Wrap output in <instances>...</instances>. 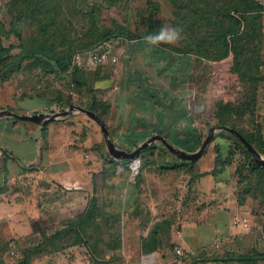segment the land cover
<instances>
[{
	"label": "trees",
	"instance_id": "16d2710c",
	"mask_svg": "<svg viewBox=\"0 0 264 264\" xmlns=\"http://www.w3.org/2000/svg\"><path fill=\"white\" fill-rule=\"evenodd\" d=\"M69 1L73 2L72 7L76 15L85 16L82 11L76 10L77 0H11L9 2L7 15L11 20L6 24L0 19L1 82L18 72L21 61L29 58L35 65L40 64L45 67L46 64L49 65L50 72L56 77H70L72 80L70 83L74 84L73 89L77 92L81 93V88L86 87L94 93L95 82L90 87V80L82 67L72 65L74 54L94 49L108 40L121 42L144 39L146 35L155 33L163 27L157 17L159 12L157 0H146L145 7H138L141 8L140 13L144 21L143 24L141 23L142 30L132 33L119 24H115L114 27H109L105 23L97 24L98 20L94 15L96 13L99 15L117 1L102 0L86 12L93 21L90 28L83 35H79L76 28L71 27L69 31L60 27V23L65 20V18L60 19V16L65 15L63 7ZM168 1L172 6V26H179L182 29L185 44L183 48L170 44L160 46L172 53L187 55L209 64L212 68L210 85L218 83L225 86L228 93L224 99L210 98L206 101L201 117L199 118L198 115L194 123L195 131L201 139H204L210 127L226 126L236 130L259 154H264V119L260 118L258 111L260 95L264 87V4L261 0ZM103 3H106L105 8ZM27 13L29 18L26 17ZM45 18L49 19V24H46ZM26 21L35 26L37 23V26L36 33L25 40L21 30L27 24ZM70 34L73 38L66 42V37ZM12 37L16 38L17 44L8 42ZM13 49L20 51L13 54ZM227 60L230 62L227 70L218 69L213 72L214 64ZM66 97H63L65 100L56 101H64L67 106L73 104L89 110L103 122L110 114L111 104L97 98L96 94H92L88 100L78 102ZM42 130L45 134L47 123L43 124ZM217 136L227 141L226 155L223 158L220 154L216 156L209 173L216 174L218 172L216 168L219 166L225 168L233 166L236 202L243 204L247 199H251V205H264V165L253 160L250 150L232 132L225 129L218 130L209 143ZM96 149L101 157L104 156L106 162L101 170L106 185L112 177L115 178L124 171L129 172L128 162L134 158H137L140 164L138 173L132 181L136 185L143 180L144 168H157L160 172L171 171L180 175L185 173L189 176L190 185L197 177L205 174L200 173L195 165L197 159H182L174 156L175 160L170 161L163 156V152L165 150L173 155L174 153L165 145L160 148L155 142L140 149L135 157H119V160L107 151L103 152L99 143ZM61 224L62 227L58 231L48 234L46 229L36 222L35 235L24 238L26 240L24 244L15 241L16 253L19 256L12 262H6L4 259L10 247L9 243L0 242V264H30L43 255L65 251L75 246H83L94 264H114L122 259L121 216L119 212L111 211L105 198L99 205L97 198L92 196L84 210L62 221ZM154 232L151 237L143 241L144 243L142 242L144 248L145 243L155 241ZM254 254L253 258L248 259L264 260V251Z\"/></svg>",
	"mask_w": 264,
	"mask_h": 264
},
{
	"label": "rangeland",
	"instance_id": "374dc122",
	"mask_svg": "<svg viewBox=\"0 0 264 264\" xmlns=\"http://www.w3.org/2000/svg\"><path fill=\"white\" fill-rule=\"evenodd\" d=\"M10 1L11 0H0V19L6 24L11 20V17L7 15ZM100 1L102 0H77L75 8L76 10L82 11L85 16L76 15V11L72 7L73 2H67L66 6L63 7V13L65 15L60 16V19L65 18V20L60 23V27L69 31L72 29L71 27L76 28L79 32L78 34L83 35L88 28H90L91 21H93V19H90V17L86 15V12H88L92 6H96L95 4ZM157 1L159 4L158 19L161 20L163 26H172L171 20L173 18V13L170 2L168 0ZM261 1L264 4V0ZM145 5V0H130V2H128V0H117L104 9L99 15L96 13L94 18H97V24L105 23L109 27H114L115 24H119L125 26L134 33L135 31L137 32V30H142L141 23L143 24L144 21L140 13L141 8L138 7H145ZM103 6L105 8L106 3H103ZM26 17L29 18V13L26 14ZM45 22L46 24L50 23L48 18H45ZM26 23L27 24H25L21 30L25 40L36 33L37 26V23L36 26L28 21H26ZM71 38H73V36L71 34L68 35L66 37V42ZM8 42L17 44V40L14 37ZM113 44V48L116 49L115 51L118 53L116 62L99 64L93 68L82 67V70H84L87 78L90 80L89 86L92 87V84L94 82L96 83L94 93H91L88 88L84 87L81 88V93L74 89L75 95H68L69 84L70 81H72L70 77H56L53 72H50L49 65L46 64L45 67L39 64L37 66L33 64L31 62L32 60L29 58H25L21 61V68L19 72L13 76L15 81H12V83L19 82V92L24 90L23 87H27L33 91L39 90L42 94L49 96L53 100L64 99L63 97L67 96L71 98L73 102H78L79 100H88L92 94H96L97 98L108 101L111 104V111L104 119V123L108 128L111 140L124 150L132 151L150 136L159 134L177 149L184 150L187 153L196 152L204 140L200 138L194 129V123L198 119V115L200 118L205 103L210 98L212 100L216 98L224 99L228 95L225 86H221L218 83L210 85L209 78L212 71L211 66L201 60L190 58L187 55L172 53L161 46L149 47L144 39L134 41L123 40ZM184 44L185 41L183 37L176 44L170 45L183 48ZM19 51L20 49H13L12 52L13 54H17ZM229 65V60L220 64L216 63L213 66V72L218 69L227 70ZM1 94L7 96L4 93ZM36 99L37 98L23 99V102L17 103V106L23 105L22 107H25L34 101H38ZM260 99V108L258 111L261 116L260 118L264 119V87ZM63 108H68L64 102ZM67 116L68 118H65L66 121L61 127L62 135H60V137H63L60 143L65 153H82L84 166L96 170L93 172L97 173L92 180V184L94 185L91 186V188L88 186L87 190L82 189L83 192L80 194L81 197L83 195V200L82 203L79 202L81 205L73 202V197L76 198V196H74V192L70 190L74 186L79 187V182L75 185L69 184L64 189V192L60 191L61 202H59L60 206L57 207L49 204L50 202L43 204L42 199H44V194L40 192V189L49 190L50 186L48 183L47 185L44 180L38 181L39 188L37 193L39 199H41L40 205L37 206L39 209V218H45L46 222L47 219L48 221H52V215L57 217L59 213L64 216L63 218H57L60 224L62 221L76 216L82 209L84 210L88 203L87 201L91 198L90 195L92 192V196L99 200V204L104 198L108 201V191L110 190H107L108 188L106 187L113 189L118 183L122 184L123 178L128 179L131 176L134 178L136 173H138L137 170L134 175L132 174L133 162L137 159L134 158L132 161L128 162V166L130 167L129 172L124 171V173L116 175L113 180H108L106 185L105 180L101 178V170L106 162L103 159L104 156L101 157L97 152L96 147L99 143L103 152L104 150L107 152L110 151L102 138L98 124L87 114L79 111H73ZM217 131L218 130H216L214 134ZM55 137H57L56 134ZM57 142L58 141H56V143ZM154 142L160 148L164 145L160 140ZM44 143L46 146L48 145V143ZM56 143H52V145L54 144L55 147ZM226 150V139L219 136L215 137L214 141L209 143L201 155L196 158L197 161L195 165L198 167L199 172L209 173L213 168L216 156L220 154L223 158L226 155ZM163 153V156L168 160H175V154L173 155L165 150ZM114 156L119 160L117 154H114ZM260 156L264 157V154H260ZM66 161L68 162L67 159ZM216 170L218 172H215L214 178L207 175L205 179H203L201 185L197 186L196 182L200 179L199 177L190 185L188 182L189 176L185 175V173H181L180 175L177 174V172L171 171L160 172L157 168L143 169V174H145V172H149L150 174L157 173L158 179L163 183V188L159 192L162 196V202L158 203L162 205L163 222L169 219L172 220V224L163 230L160 237L161 241L163 238V248L170 249L171 241L177 242L179 240L177 236H174L176 229H180V231L183 229V238L190 233L189 229L183 228L188 218L183 221L182 216L190 212V209L194 211L196 206H198H194L192 204L193 201L190 200L192 192H194L193 189L197 192L196 190L199 187V193L196 197L198 199L197 202H202V198H204V202H215L212 201L213 190L221 191L223 195L220 196L219 199L225 202H227V198L230 196L232 197V192L236 199V179L233 175V166L227 168L219 166ZM214 179L218 181L216 182ZM115 182L117 183L115 184ZM119 188L120 186H118V189ZM209 192L210 195H208ZM51 194L52 198H58L57 194ZM230 201L232 202V200ZM245 202H249V205H246V203L245 205L244 203L242 204L243 207H247L248 211L252 208H258V205L251 206V199H247ZM72 204L77 205L73 208V206H71ZM119 205L121 206V204ZM117 206L118 204L116 207ZM238 206L241 207V204H238ZM260 209L264 210V206L261 205ZM177 216H179V219H176ZM53 222L54 221H52L50 225H53ZM44 223H42L41 226H44ZM164 225L165 224H163V226ZM210 226L208 227L211 229L213 224L210 223ZM208 233L205 232V235ZM17 241L24 244L26 240L20 239ZM7 242L9 243V241ZM16 242L12 243V245L9 244L10 247L4 258L6 262H12L18 258L19 254L16 253L17 248L14 245ZM214 244L215 243H212L213 247L215 246ZM213 247L211 249L216 250L217 247ZM172 249H174V247H172ZM72 250L75 252V255L73 257L66 256L65 261L69 260V262H73L75 257L80 264H92L90 256L83 246H78V248ZM118 262L119 261H117V263ZM195 262L196 261H194V263Z\"/></svg>",
	"mask_w": 264,
	"mask_h": 264
},
{
	"label": "crops",
	"instance_id": "0c3cea01",
	"mask_svg": "<svg viewBox=\"0 0 264 264\" xmlns=\"http://www.w3.org/2000/svg\"><path fill=\"white\" fill-rule=\"evenodd\" d=\"M16 74L17 72L13 73L6 81H0V111L8 109L19 115L33 112L48 115L55 107L63 111L64 101L57 102L39 90L33 91L23 87L24 90L19 92V82L12 83ZM33 98H37L38 101L25 107L17 106V103L23 102V99ZM65 118L68 116L46 122L47 130L44 134L42 126L45 123L0 115V147L4 152L0 159V240L2 242L9 241L12 245L16 240L35 235L36 222L40 225L45 222L41 227L46 229L48 234L62 227L57 218L64 216L59 213L57 217L52 215L53 225H50L52 221L47 219L46 222L45 218H39L37 206L40 205L41 199L37 193L38 181L44 180L50 186L49 190L40 189L44 194L43 204L50 202L49 204L57 207L61 202L60 191L64 192L69 184L75 185L79 182V187L74 186L70 189L76 196L73 197V202L78 205H81L79 202L82 203L83 200V195L81 197L80 194L83 192L82 189L87 190L88 186L91 188L94 185L92 180L97 172L93 171L96 170L84 166L82 153L66 154L60 143L63 139L60 135ZM44 142L48 145L46 146ZM52 143H56V146L54 147ZM108 153L114 156L111 152ZM207 175L214 178L211 173H205L199 177L196 185H201ZM158 178L157 173L145 172L139 185L132 182L131 176L128 179L123 178L122 184L118 183L119 185L108 191L107 202L111 211L119 212L122 225L120 249L122 259L114 264H264L263 259H248L253 258L255 252L264 251V238L261 237L264 234V210L260 209L261 206L249 211L242 204L241 207L238 206L233 192L232 197L227 198V202L219 199L223 194L218 190H213L212 201L215 202H204V198L202 202H197L199 187L197 192L193 189L190 200L193 201L194 206H198L194 211L190 209V212L182 216L183 221L188 218L183 228L189 229L190 233L183 238V229L182 231L176 229L174 236L179 240L171 241L170 249L163 248V238L161 241L160 237L163 230L172 224V220L163 222L162 205L158 203L162 202L159 192L163 188V183ZM111 179L113 180L114 177ZM51 193L57 194L58 198H52ZM100 202L99 205L102 204V200ZM245 203L249 205V202H244V205ZM77 204L71 206L75 208ZM177 218L179 219V216ZM243 219L247 220L246 227L240 224ZM235 222L236 226H234ZM210 223L213 224L211 229L208 227ZM153 232L155 241L145 243L144 248L142 242L151 237ZM205 232L209 233L205 235ZM212 243H215L214 247ZM212 247L217 248L212 250ZM74 248L78 246L43 255L30 264H80L75 257L73 262L65 261L66 256L75 255L72 250ZM176 248H182L185 256L179 257L174 251Z\"/></svg>",
	"mask_w": 264,
	"mask_h": 264
},
{
	"label": "water",
	"instance_id": "95a60500",
	"mask_svg": "<svg viewBox=\"0 0 264 264\" xmlns=\"http://www.w3.org/2000/svg\"><path fill=\"white\" fill-rule=\"evenodd\" d=\"M73 111H79L82 113L87 114L90 118H92L99 126L102 136H103V140L107 145V148L109 149V151L112 154H117L119 157H124V158H133L135 157V155L137 154V152L146 147L147 145L151 144L152 142L156 141V140H160L172 153H174L176 156L182 158V159H196L197 157H199L201 155V153L203 152V150L205 149L206 145L209 143V141L211 140L214 132L216 130H221V129H225L228 130L230 132H232L234 135H236L244 144L245 146L248 148V150H250V152L252 153V158L253 160L260 164V165H264V157L260 156V154L253 148V146L248 143L245 138L243 136H241L236 130L226 127V126H219V127H210L208 129L207 135L205 136L204 140L202 141V144L200 146V148L196 151V152H192V153H187L184 150L181 149H177L174 146H172L165 138H163L161 135L159 134H154L152 136H150L148 139H146L142 144L138 145L137 148H135L134 150L127 152L124 149L120 148L119 146H117L110 138L109 133H108V129L106 128L104 122L100 119V117H98L96 114H94L93 112L86 110L80 106L77 105H69L67 109L63 110V111H58V112H51L48 115H44V114H40L37 112H33L31 114H24V115H19L16 114L10 110H2L0 111V115H10V116H14V117H18L22 120H30V121H34L36 123H46L54 118H59L65 115H68L70 113H72ZM137 161V167L136 168H132V174L134 175L139 167V160L136 159Z\"/></svg>",
	"mask_w": 264,
	"mask_h": 264
},
{
	"label": "built area",
	"instance_id": "2783aa9c",
	"mask_svg": "<svg viewBox=\"0 0 264 264\" xmlns=\"http://www.w3.org/2000/svg\"><path fill=\"white\" fill-rule=\"evenodd\" d=\"M117 41L115 40H108L103 42L101 45L97 46L94 49L88 50L84 53H76L72 57V65L80 66V67H87V68H93L94 66H98L99 64H105L107 62H116L118 53L115 51L116 49L113 48L114 44ZM113 44V46H112ZM74 84L70 83V88L68 91L69 95L74 96L75 92L73 89ZM59 111L57 107L53 110V112ZM3 150L0 147V159L3 156ZM135 160L134 162H136ZM133 162V163H134ZM243 226H247V220H242ZM236 226V222L234 224ZM262 238H264V234L261 235ZM176 254L180 256H185V252L182 250V248H176L175 250Z\"/></svg>",
	"mask_w": 264,
	"mask_h": 264
},
{
	"label": "clouds",
	"instance_id": "9594fccd",
	"mask_svg": "<svg viewBox=\"0 0 264 264\" xmlns=\"http://www.w3.org/2000/svg\"><path fill=\"white\" fill-rule=\"evenodd\" d=\"M182 38L179 26H163L155 33L146 35L144 41L149 47H159L162 44H176Z\"/></svg>",
	"mask_w": 264,
	"mask_h": 264
},
{
	"label": "bare ground",
	"instance_id": "6f19581e",
	"mask_svg": "<svg viewBox=\"0 0 264 264\" xmlns=\"http://www.w3.org/2000/svg\"><path fill=\"white\" fill-rule=\"evenodd\" d=\"M133 167H134V168H136V167H137V162H134V163H133V166H132V168H133Z\"/></svg>",
	"mask_w": 264,
	"mask_h": 264
}]
</instances>
